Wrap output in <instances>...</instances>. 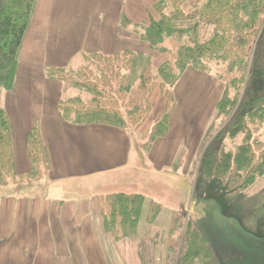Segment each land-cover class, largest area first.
Listing matches in <instances>:
<instances>
[{
  "label": "trees",
  "instance_id": "obj_1",
  "mask_svg": "<svg viewBox=\"0 0 264 264\" xmlns=\"http://www.w3.org/2000/svg\"><path fill=\"white\" fill-rule=\"evenodd\" d=\"M36 4L37 0H0V90L15 89L20 55ZM154 12L157 17L151 16L148 23L132 24L126 16L122 18L123 27L133 25L135 31L139 30L142 40L149 43L151 54L124 51L114 56H89L87 65L76 73L47 70L49 79L68 83L87 94L86 98L60 101L59 112L64 120L74 124L138 130L148 120L153 96L159 90L166 98V108L152 127L151 140L166 138L178 82L190 69L208 73L207 64H225L227 72L235 75L231 81L235 92L226 88L217 104V118L225 117L228 123L215 139L224 134L231 138L243 135L244 143L233 152L207 147L197 176L202 184L218 179L227 183L229 190L244 192L264 176V148L255 137L264 125V0H160ZM201 25L214 28L213 36L203 42L196 39ZM170 38L181 43L175 63L166 61L156 67L155 53L165 54L164 43ZM27 146L32 168L20 175L12 122L0 104V187L38 181L49 173L50 157L39 124L28 133ZM143 204L144 196L140 194L114 193L99 199L106 230L115 240L136 235ZM261 208L264 196L255 208L259 215ZM162 209V204L151 203L150 224ZM165 258L170 264L216 261L202 231L191 220L186 223L181 215L173 220Z\"/></svg>",
  "mask_w": 264,
  "mask_h": 264
},
{
  "label": "crops",
  "instance_id": "obj_2",
  "mask_svg": "<svg viewBox=\"0 0 264 264\" xmlns=\"http://www.w3.org/2000/svg\"><path fill=\"white\" fill-rule=\"evenodd\" d=\"M159 1L37 0L16 86L10 93L19 96L22 90H42V107L36 116L20 108L19 130L27 140L39 124L51 168L41 180L0 188V264H164L176 211L168 210L166 215L163 207L154 223L148 222L162 182L146 176L137 166V157L132 162V130L64 120L57 98L66 90L65 82L47 76L49 68L76 73L87 65L89 56L124 51L151 54L149 43L132 27H123L122 18L148 23L151 16L157 17L154 6ZM49 88L55 92L51 107L46 103ZM28 101L23 92L21 103L26 106ZM26 147L20 151L23 167L30 168L26 172L21 171L15 150L20 175L32 168ZM114 193L144 196L136 235L119 241L106 230L99 205L102 196ZM164 215L166 225L161 229Z\"/></svg>",
  "mask_w": 264,
  "mask_h": 264
},
{
  "label": "rangeland",
  "instance_id": "obj_3",
  "mask_svg": "<svg viewBox=\"0 0 264 264\" xmlns=\"http://www.w3.org/2000/svg\"><path fill=\"white\" fill-rule=\"evenodd\" d=\"M91 14L94 18L95 14ZM129 27L134 29L133 25ZM136 32L141 36L139 30ZM213 34V27L201 25L196 39L203 42ZM180 44L174 38L167 39L164 43L166 53H155L156 67L166 61L174 65ZM207 66L208 73L190 69L175 86L176 106L171 117V129L165 139L151 140L152 127L166 108L163 107L166 101L164 94L159 90L154 94V109L144 126L137 133V129L129 128L133 134L132 162L137 157V166L147 172L146 176L154 178L156 182L161 180V187H158L161 192L156 201L163 205L165 212L175 210V214L183 216L186 223L191 220L202 231L215 253L217 263L212 261V264H264V208L259 209L261 215L255 209L264 196V176L244 192L238 193L229 190L227 183L218 179L205 184L198 180V169L207 147L213 150L223 147L233 152L244 143L243 135L231 138L224 134L215 139L228 123L225 117L217 118V104L226 88L234 94L231 81L235 75L227 72L225 64L209 63ZM64 87L66 90L60 92L57 98L61 101L87 96L68 83H64ZM22 91L29 98L26 106L21 103L23 92L18 96V93L5 90H0V104L4 109L8 108L6 111L15 130V150L20 169L26 172L30 168L23 167L20 152L22 147L27 149L26 136L19 130L22 123L19 120L22 117L20 108L30 110L31 115L36 116L37 109L42 107L44 95L38 88ZM54 95L55 92L49 88L46 99L48 107H51ZM211 127L210 137L206 140ZM255 137L264 148V125ZM19 184L12 182L8 186ZM166 215L158 225L161 229L166 225ZM170 263L167 258L164 259V264ZM174 264H178L177 261Z\"/></svg>",
  "mask_w": 264,
  "mask_h": 264
}]
</instances>
